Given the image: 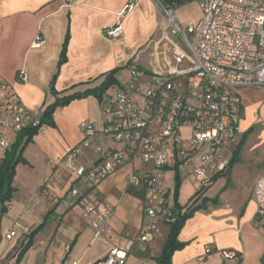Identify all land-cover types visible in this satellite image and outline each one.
I'll return each instance as SVG.
<instances>
[{"label":"crops","instance_id":"0c3cea01","mask_svg":"<svg viewBox=\"0 0 264 264\" xmlns=\"http://www.w3.org/2000/svg\"><path fill=\"white\" fill-rule=\"evenodd\" d=\"M128 1L72 0L67 6L62 0H0V81L6 84V90L0 88V99L15 96L25 110L43 112L58 96L99 87L107 73L125 68L165 27L156 3L138 0L133 13L123 19L122 36L103 33L115 25ZM200 18L201 13L183 21L195 23ZM67 31L66 61L59 66ZM37 38L44 42L41 46H34ZM145 56L140 67L146 70ZM20 71L27 73V82L18 79ZM54 121L55 127H42L23 151L26 164L16 167L14 197L6 204V213L0 206V264H13L20 243L42 224L34 238L37 245L20 264H92L112 247L126 248L144 228V193L128 186L129 175L142 168L139 163L120 168L97 189L101 200L113 207L105 238L95 237L81 206L71 203V191L81 183L58 163L84 140L81 123L102 129L99 100L94 96L75 100L58 109ZM9 136L13 145L16 135ZM99 144L112 146L99 134L76 162L90 164L98 156L94 147ZM225 154L231 161L236 155L234 165L204 192L190 168L169 169L160 183L173 206L177 172L181 177L186 171L178 197L182 207L191 205L197 195L216 200L187 220L178 237L186 246L173 254L172 264H264V228L256 224L253 195L256 181L264 176V99L255 105L242 100L240 134ZM4 156L0 151V166ZM159 227L161 237L151 243L134 242L125 264H157L169 231L163 221ZM13 230L17 237L7 240ZM208 248H213L210 254ZM222 251L239 256L226 260Z\"/></svg>","mask_w":264,"mask_h":264},{"label":"built area","instance_id":"2783aa9c","mask_svg":"<svg viewBox=\"0 0 264 264\" xmlns=\"http://www.w3.org/2000/svg\"><path fill=\"white\" fill-rule=\"evenodd\" d=\"M62 1L69 6L72 0ZM153 1L165 27L129 62V83L122 85L118 79L120 86L111 87L99 100L102 129L81 123L84 140L58 163L81 183L71 191V203L81 206L99 239L105 238L113 214V207L101 200L97 190L107 177L126 165H142L129 175L128 186L144 193L145 223L136 240L151 243L162 235L159 223L171 218L167 191L160 184L166 171L190 168L200 191L210 188L215 177L228 170L231 159L225 153L240 134L238 89L264 90V0H203L201 18L186 24L177 8L179 2L191 0ZM137 2L129 0L115 25L103 33L122 36L123 19L133 13ZM43 43L37 38L34 46ZM143 55L156 64L155 69L140 67ZM18 79L27 82V73L20 71ZM0 88L6 90V84L0 81ZM136 94L142 95L141 101ZM42 117L41 111L25 110L15 96L0 99L3 155L12 147L10 132L17 135L28 126L38 127ZM99 134L112 146L96 145L98 156L88 165L78 164L76 159L91 149ZM253 195L256 224L264 228V176L256 181ZM16 237L14 230L6 234L7 240ZM136 240L123 249L112 247L92 264H125ZM212 251L208 248L206 254ZM222 256L232 260L239 255L222 251Z\"/></svg>","mask_w":264,"mask_h":264},{"label":"trees","instance_id":"16d2710c","mask_svg":"<svg viewBox=\"0 0 264 264\" xmlns=\"http://www.w3.org/2000/svg\"><path fill=\"white\" fill-rule=\"evenodd\" d=\"M185 2H179V5L182 6ZM69 43V31H67L65 41L63 43L61 58L59 61V66H61L66 61V52ZM128 66V65H127ZM127 66L125 68H127ZM125 68H117L105 76L104 81L99 87L89 88L84 92L73 91L68 94L58 96L56 101L46 107L43 111V117L41 123L38 127L28 126L26 129L22 130L19 134L16 135V140L13 143L10 151L5 153L4 158L1 161L0 166V206L1 213L4 214L7 211L6 204L11 202L14 194L15 188L13 187V180L16 174V167L19 164H26L25 159L23 158V151L25 148L33 141L34 137L39 133L42 127L49 126L55 127L54 114L55 112L63 108L75 100L82 99L88 96H94L100 100L103 94L109 90L111 87H118L120 83L118 81V74L121 70ZM57 75H55L56 77ZM54 77V78H55ZM236 161V155L233 156L230 166L232 167ZM182 180L177 172L175 178V189L173 192L174 205L171 206V218L170 220L164 221L168 228V235L166 242L163 246L161 255L157 258V264H172V256L176 251L182 250L186 244L178 240L179 233L184 227L187 220L193 217V215L199 211L207 208L209 203H216V200L203 197L202 195H197L193 203L187 207H182L178 202L179 190ZM184 210V211H183ZM44 224L39 226L36 230L31 232L28 235V238L20 243L17 248L13 258V264H20L21 260L31 248L34 242L35 236L43 229Z\"/></svg>","mask_w":264,"mask_h":264},{"label":"rangeland","instance_id":"374dc122","mask_svg":"<svg viewBox=\"0 0 264 264\" xmlns=\"http://www.w3.org/2000/svg\"><path fill=\"white\" fill-rule=\"evenodd\" d=\"M202 2L203 0H191L177 8L179 16L182 20V23L186 24V22L183 21V19H192L195 17H199L201 13L200 5ZM201 16H202V13H201ZM144 61H146L144 66L147 71H151L152 68L156 66V64H153L150 62V59L147 56H145ZM118 78L122 85L128 84L130 81L129 69L126 68V69L121 70L118 75ZM146 87H147L146 85H143L144 89H146ZM238 93L241 96L245 105H255L264 99L263 90H254L250 88H239ZM135 97L137 98L138 101L142 100V95L140 94H136ZM185 175H186V171H181V177L183 178ZM33 244L37 245L35 241L33 242ZM31 253H32V250H31Z\"/></svg>","mask_w":264,"mask_h":264}]
</instances>
